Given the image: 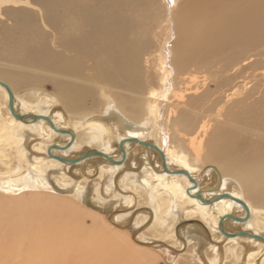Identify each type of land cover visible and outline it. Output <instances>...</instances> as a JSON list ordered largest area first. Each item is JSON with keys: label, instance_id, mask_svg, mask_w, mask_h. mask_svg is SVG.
Here are the masks:
<instances>
[{"label": "bare ground", "instance_id": "6f19581e", "mask_svg": "<svg viewBox=\"0 0 264 264\" xmlns=\"http://www.w3.org/2000/svg\"><path fill=\"white\" fill-rule=\"evenodd\" d=\"M176 1L0 0V15L3 12L12 23L11 29L0 28V54L34 73L0 70V81L13 93V112L23 116L11 113L7 91L0 84V264H110L121 251L117 230L115 236L92 218L86 223L79 215L82 208L73 201L63 203L54 195L42 199L31 191L46 187L49 174L58 186L72 189L76 198L94 174L104 180L107 198H119L112 192L118 175L123 190L145 196L152 225L161 232L174 234V224L182 215L200 219L209 240L192 223L182 234L195 251L197 245L207 244L210 263L264 264L263 241L236 234L244 231L264 239V208L254 205L264 203V141L255 140L264 138V92L251 98V79L245 77L222 90V111L215 115L203 116L195 105L182 104L191 96L201 98L206 80L222 71L186 74L177 81L180 65L174 45L181 33L173 16ZM160 6L166 10L163 16ZM154 22L164 26L155 49L150 46V36L157 35ZM248 61L244 59L234 74ZM253 79L264 82V69ZM20 84L30 90L28 97L15 91ZM237 99L243 101L242 111L227 118L224 112ZM227 125L235 134H228L229 141L223 138L224 149L207 142L211 133H220ZM27 134L38 137L34 148L39 155L29 156ZM81 145L88 147L80 149ZM94 151L121 162L111 164ZM85 152L89 155L82 157ZM230 152L238 153L241 160H231ZM85 161L94 163L93 171L82 170L81 180H73L66 170ZM179 169L187 174L175 173ZM205 176L215 184L203 185ZM94 191L95 201L103 202L99 189ZM197 191L201 199L195 197ZM132 197L125 196L124 202ZM233 198L242 200L247 211ZM126 214L114 218L123 221ZM146 217L142 214L134 223L140 225ZM246 243L255 247L247 248Z\"/></svg>", "mask_w": 264, "mask_h": 264}, {"label": "rangeland", "instance_id": "374dc122", "mask_svg": "<svg viewBox=\"0 0 264 264\" xmlns=\"http://www.w3.org/2000/svg\"><path fill=\"white\" fill-rule=\"evenodd\" d=\"M4 7L13 6L4 5ZM160 12V15L162 16L166 14V10L163 6H160ZM173 16L175 19L176 30L181 33L174 45L176 62L180 65V76L177 78V81L179 82L180 78L186 74L194 73L197 75L200 74L201 76L203 74L209 75L212 71L217 69L222 71L219 77H216L215 79L208 78L206 80V94H204V92L201 95V98H195L192 96L188 97V99L185 102H182V104L188 105L189 107L195 105L194 107L196 110L204 112L203 116H207L208 114L215 115L216 113L222 111L221 106L223 102L221 103L222 100L220 95L223 92L222 90L245 77H248V80L251 79V98H255L256 96H259L260 93L264 92V82L253 79L255 78V75L260 72V70L264 69V64L262 62V60H264V0H177L173 10ZM182 18L185 20L183 21ZM160 20L161 19H158V22ZM2 26L5 28H12L11 20L7 18L3 12L2 15H0V28L3 29L4 27ZM152 27H155L154 33L157 35L150 36V46L155 49L162 41L164 26L163 23L157 25V23L154 22ZM161 29L162 32L160 31ZM47 30L48 29H46V31ZM50 46L53 50L55 49L54 51L58 50L57 47L52 45ZM1 50H3V45L0 44V53L2 52ZM247 58L250 60L248 61ZM244 59L248 61L245 65H243L244 68L234 74V70L237 66L241 65V62ZM0 70L17 73H29L34 75L33 72L21 68L19 64H15L14 62L3 58L1 54ZM10 84L12 85L11 82ZM179 85H181V83ZM14 89L21 98L28 97V93H30L27 86H23L22 84L14 86ZM50 90L52 92L55 91L54 89ZM214 90H217L218 92L213 94L210 98L209 94ZM96 97L99 98L98 93ZM203 97L205 99H203ZM212 97L214 98L212 99ZM257 104H261V102H258ZM242 109L243 101L238 99L233 100L229 103V107L227 111L224 112V115L231 119V115L239 116L238 113H240ZM184 118L188 119L190 118V115L187 114ZM67 120H69V117H67ZM229 128L230 127L228 126L225 129H221L220 133L214 131L208 136L207 142L212 144L215 148L226 145L227 143L225 141H229L227 138L228 134H231V137L235 134L233 132L231 133ZM215 135L217 137H215ZM243 136L246 137V135ZM25 138L26 140L24 143L29 156L32 157L33 155H39L34 148V144L39 141L38 137L33 136V134H27ZM223 138L225 141H223ZM246 138L247 140L250 139L249 137ZM255 138H258L255 139L257 141H264V138L260 136ZM251 139L253 138L251 137ZM173 141L175 143H179L180 140L174 139ZM182 144L184 145L185 142H182ZM86 147L88 146L81 145L80 149H84ZM44 156H46V154H44ZM238 156V153L230 152L229 158L235 161L241 160V157L238 159ZM93 165L94 163L91 161H87L86 164H75L67 169L66 172L73 180L80 181L82 176L81 171H93ZM93 173H95V171ZM97 175L98 174H94L90 180H87L84 191L79 198H76L73 195L74 191L72 189L70 190L58 186L53 180L52 174H49L47 177L48 185L46 187H36L33 190L31 189V191L38 194L42 199L52 197V195H54L62 200L63 203L73 201L75 202L74 204L78 206V209L82 208L80 209L81 211L79 215L84 218L86 223H89L92 218L101 225L103 224L107 230L109 229L108 231L110 234L119 235L117 238L120 239V242L122 243H119L122 245L119 247L121 251L119 250L120 252L115 253L117 257H113V261H111L112 263L110 264H219V262L210 263L207 261L206 243L197 245L195 251V247L193 246V243H191V240L186 241L184 235L182 234V230L187 227L189 223H192L196 224L198 228H200L199 232L204 234L206 239L209 240L208 233L204 230L203 222L200 219L196 217L189 219L182 215L174 224V234H171L170 230L168 232H165V230L163 233L161 232L162 229L159 226L152 225L151 209L147 206L145 196L143 194L140 193V195H134L129 189L123 190L119 185L120 176L116 175L113 178L114 186L112 187V192L117 193L119 198H107L108 194L103 191L104 180H101L100 182ZM99 183L100 186L95 187V185ZM201 183L203 185H213L215 184V181L212 177L209 178L205 176L202 178ZM94 187L99 189L100 194L104 198L103 202L95 201L96 193L94 191ZM28 194L29 192L22 196L26 197ZM129 194L133 195L132 200L125 203V196ZM254 205L255 208H264V203L258 205L254 203ZM122 212L127 213L125 219L123 221H116L114 216ZM145 213L147 214L146 219L140 225H136L134 221L139 219V217L142 218V214ZM115 231L116 233L114 234ZM172 235L175 238L172 237ZM245 246L247 248L255 247L247 243ZM218 247L221 251L223 242H220ZM125 251L129 255H127ZM119 256H121L119 258L121 260H119L120 263L118 262ZM228 263V261H225V264Z\"/></svg>", "mask_w": 264, "mask_h": 264}, {"label": "water", "instance_id": "95a60500", "mask_svg": "<svg viewBox=\"0 0 264 264\" xmlns=\"http://www.w3.org/2000/svg\"><path fill=\"white\" fill-rule=\"evenodd\" d=\"M0 84H1V85L5 88V90L7 91V94H8V106H9V109H10L11 113H12L14 116H16L17 118H23V116H21V115H16V114H14V112H13V108H12L13 93H12L11 89L9 88V86H8L6 83L1 82V81H0ZM37 117H40V116H34V118H37ZM43 118H45V119L47 120V122L50 124V126L53 127L52 123L50 122V120H49L48 118H46V117H43ZM58 131H59V132H62V133L67 132V130H58ZM127 140H129V141H137L135 138H129V139H127ZM140 143L143 144V145H145V146L148 145L147 142H140ZM53 147H55V146H53ZM119 149H120L121 152L123 153V141H121V142L119 143ZM157 150H158V149H157ZM158 152H159L160 157H161V159H162V167H163L164 171L168 172V168H167V166H166V164H165V161H164V156H163V154H162V152H161L160 150H158ZM88 155H89V154H88L87 152H85V153L82 154V157H87ZM94 155H99V156H103V157H105V158L107 159V161H108L109 163H111V164H119V163L121 162V160H119V161L112 160V159L108 158L105 154H103L102 152H99V151H94ZM57 159L60 160V161H63V162L67 161V160H65V159H63V158H58V157H57ZM69 161L72 162V160H69ZM175 173L187 174V173H186L184 170H182V169L176 170ZM187 176H188V175H187ZM188 178H189V180H190L193 184H195L194 179H192L190 176H188ZM223 196H228V195H227V194H223ZM195 197L201 199V197H200V193H199L198 191L196 192ZM228 197H230V196H228ZM233 199H234L236 202L240 203V204L246 209V211H247L246 205H245V203H244L242 200H240V199H236V198H233ZM203 202H206V203H207V202H209V200H203ZM228 216H229L230 218H232V219H236V218H234V217L231 216V215H228ZM236 220H237V219H236ZM221 223H222V218L219 220V225H220ZM220 230H221V232H222L223 234L228 235V234L225 233L222 229H220ZM236 234L248 235V236H251V237H253V238H258V239H260L261 241H263V243H264V239H263L262 237H260V236H257V235H251V234H249V233H247V232H244V231H238Z\"/></svg>", "mask_w": 264, "mask_h": 264}]
</instances>
